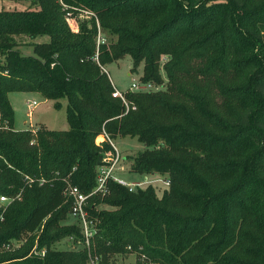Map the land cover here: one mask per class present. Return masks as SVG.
Instances as JSON below:
<instances>
[{
	"label": "trees",
	"instance_id": "1",
	"mask_svg": "<svg viewBox=\"0 0 264 264\" xmlns=\"http://www.w3.org/2000/svg\"><path fill=\"white\" fill-rule=\"evenodd\" d=\"M5 1L28 6L0 10V196L20 194L0 206V264H115L130 251L158 264H264V0ZM125 56L160 87L126 91L127 110L101 70ZM25 92L64 100L68 128L14 130L7 94ZM101 132L136 138L129 171L169 187L108 182L89 196L87 252L62 190L92 191Z\"/></svg>",
	"mask_w": 264,
	"mask_h": 264
},
{
	"label": "rangeland",
	"instance_id": "2",
	"mask_svg": "<svg viewBox=\"0 0 264 264\" xmlns=\"http://www.w3.org/2000/svg\"><path fill=\"white\" fill-rule=\"evenodd\" d=\"M26 2H11V1H0V10H16L20 11L27 7ZM84 14H81L79 19H83ZM75 17V16H74ZM78 19V17H76ZM69 26L75 29V21H69ZM69 27V28H70ZM46 37L31 40L32 43L45 42ZM19 46L28 42L24 37L16 39ZM20 53L24 56H31V46H24L18 48ZM164 60L163 58L161 61ZM104 72L109 79L111 86L114 90L125 93L129 89L131 79L138 80L141 75V66H138L135 71H131V61L128 56L123 57L117 61L106 63L103 66ZM7 99L10 104L13 113V128L17 131H23L28 128V124L32 127L42 126L47 130L63 131L68 128L65 120V101L58 100L59 107L53 106V101L44 100L38 93L25 92V93H9ZM35 102L36 107L32 111L30 118L26 117V103ZM99 141V139H97ZM116 151L121 156V161L118 165L116 176L124 182H137L144 179H150L147 175H139L129 171V161L137 153L144 149L143 145L140 144L136 138L131 137H117L111 140ZM159 193V191H158ZM73 221L68 218L66 223H72ZM64 242H58L54 245L55 249H64ZM132 264L134 258L131 257ZM118 260V259H117ZM117 260L114 262L117 263ZM121 263V262H118ZM117 263V264H118ZM124 264V263H121Z\"/></svg>",
	"mask_w": 264,
	"mask_h": 264
},
{
	"label": "built area",
	"instance_id": "3",
	"mask_svg": "<svg viewBox=\"0 0 264 264\" xmlns=\"http://www.w3.org/2000/svg\"><path fill=\"white\" fill-rule=\"evenodd\" d=\"M85 16H87L86 12H83ZM81 14L78 16L80 18ZM73 18H70L68 15V18L66 19V22L69 26V21H72ZM70 27V26H69ZM71 31H76V25L75 29L70 27ZM104 40L100 38L99 33L97 31L96 36V45L103 44ZM93 60L96 61V53L93 57ZM162 61H165L162 60ZM101 70L104 72V70L101 68ZM160 87L154 86L150 83H142L138 80L131 79L128 92H136V93H146L150 91H157ZM112 98H117L121 101V103L125 106L127 110V106L124 100V93H120L116 90H113L111 93ZM26 117L30 118L32 116V111L36 107L35 102L26 103ZM5 126H2L0 124V130L3 129ZM27 130L34 134L36 131V128H33L28 124ZM99 139V141H97ZM95 145L101 148L102 144H107L108 149L101 151V157H100V164L96 168V177H95V186L92 189V191L84 195L82 194L75 186L70 185L67 181H65V186L62 190V194L65 197L66 200L69 201V212L68 217L70 220L75 223L79 230L81 235V245L87 250L89 248V243L91 240V237L94 234V221H91V219L88 218L87 211H86V201L87 198L91 195H96L99 198H102L107 195L108 189L107 184L108 182H112L114 184H117L121 187H124L127 189L128 192L135 191L136 189H143L144 187L151 186L156 191H162L169 187V181L164 176L159 175H147L150 179H144L142 181L137 182H124L123 180L119 179L116 176V172L118 170V165L121 161L120 154L116 151L113 143L108 139L106 134L104 132H101L94 141ZM22 182L26 185H30L32 183H36L37 185H42L44 183V180L42 178L34 179L30 177H23ZM20 194H16L13 197H5L0 196V206L5 207L9 203L15 200H19ZM128 251H130L129 248H127ZM32 255H36L39 257H42L44 255V249H41L39 251H35L32 249L30 252ZM89 256V255H88ZM129 256L133 257L134 260L132 264H158L157 262H152L148 260L144 255L142 254H136L134 252H129ZM89 264H96L95 258H89Z\"/></svg>",
	"mask_w": 264,
	"mask_h": 264
},
{
	"label": "crops",
	"instance_id": "4",
	"mask_svg": "<svg viewBox=\"0 0 264 264\" xmlns=\"http://www.w3.org/2000/svg\"><path fill=\"white\" fill-rule=\"evenodd\" d=\"M10 105V104H9ZM38 126H36V127H33V128H37ZM131 260H132V258H131V256H126V257H124V258H118V260H117V263L118 262H121V263H130L131 262ZM130 261V262H129ZM116 263V264H117ZM121 263H118V264H121Z\"/></svg>",
	"mask_w": 264,
	"mask_h": 264
}]
</instances>
